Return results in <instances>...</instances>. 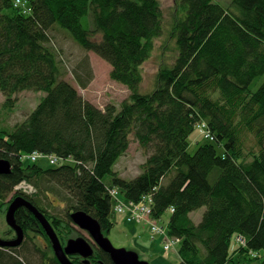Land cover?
<instances>
[{
  "label": "trees",
  "instance_id": "trees-1",
  "mask_svg": "<svg viewBox=\"0 0 264 264\" xmlns=\"http://www.w3.org/2000/svg\"><path fill=\"white\" fill-rule=\"evenodd\" d=\"M14 1L0 0L4 104L13 107V96L25 90L43 95L22 121L0 122V158L13 167L0 174L3 199L26 181L39 192L29 197L38 206V194L47 198L44 184L58 183L67 211L48 217L66 241L75 231L73 210L94 217L105 234L124 218L111 193L116 187L126 200L151 195L159 220L170 212L168 233L181 238L178 264H227L234 236L243 255L264 250V0H174L169 8L161 0H27L26 12ZM60 34L109 61L111 77L130 90L121 104L100 108L80 95L68 76L85 88L90 61L81 58L72 70L53 42ZM159 39L161 64L145 91L143 64ZM203 123L214 139L190 152L195 129L205 137ZM245 131L256 137L257 151H245ZM133 141L149 156L128 179L114 166ZM35 151L72 161L23 162ZM200 207L197 223L190 214ZM17 220L27 239L19 248L0 247V264H30L34 255L38 264H61L39 245L32 214L21 209ZM96 256L114 264L100 249Z\"/></svg>",
  "mask_w": 264,
  "mask_h": 264
},
{
  "label": "rangeland",
  "instance_id": "rangeland-1",
  "mask_svg": "<svg viewBox=\"0 0 264 264\" xmlns=\"http://www.w3.org/2000/svg\"><path fill=\"white\" fill-rule=\"evenodd\" d=\"M214 1L219 2L224 6H227L226 4L230 3V0ZM173 3L174 0H161V6H163V8L172 7ZM165 22L168 24L169 19H166ZM162 41V39L157 41V47L154 48L155 50L153 55L143 64L142 69L144 80L142 81L143 89L145 91L152 89L154 86V79L160 67L162 57V50L158 46ZM53 42L55 45H58L62 53L66 55L72 70L76 67L77 62H79L81 58L87 57V59L90 61L92 78L85 88L79 85L72 73L70 76H68V79L77 86L80 95H82L84 99L92 102L94 105H97L100 108H105L110 104L119 105L129 96L130 90L128 86L117 80H114L111 77L110 71L112 70V66L109 61L101 57L96 52L86 51L79 48L76 42H73L72 40H66V37L63 34L57 35L56 38L53 39ZM42 95L43 93L40 91H22L13 96L12 103L14 102V106L9 108L8 105L5 107L4 103L6 96L0 90V122H6L7 124L5 126H12L17 122L22 121L37 105ZM207 134L208 131L204 132L206 138H202V135H200V130L195 129L190 137L189 151L194 152L199 146V141H206L209 138ZM242 138L246 152L251 150V148L254 151L258 150L256 145V137L252 133L245 131L242 133ZM212 139H214V136H210V140ZM26 156L23 158L25 159V162L28 163L31 160ZM148 156L149 153L146 152V149L143 148L138 142L133 141L127 152L114 166V169L125 178H133L141 173L143 170L142 165ZM37 162L47 163V161L44 159H41ZM59 188H61V186L54 181H49L44 184V189L47 193L46 203L49 205H47L45 202L41 203V205L48 208L51 212L56 211L58 213L65 214L64 210L67 211V206L64 204L62 200L63 198L61 196V193L63 195L65 191L62 188V192L59 193L57 191ZM117 189L119 198L125 200L121 190L119 188ZM11 196L12 194L8 195L4 202L1 200L0 206L8 203ZM204 211L205 207H200V209L192 212L190 217H192V219L198 223L201 221ZM5 214V207L4 209L0 207V233L8 236L11 232L5 220ZM169 217L170 212L167 211L161 221V224L165 227L167 226ZM85 234L89 236L87 233ZM74 236L75 235L72 233L66 239V241ZM107 237L117 249L124 248L129 251H134L138 254L141 260L147 261L149 264H178L181 260L179 256V249L181 245H177L176 247L171 248V250H165L163 235L158 233L153 234L146 224L139 223L135 220H128L126 217L119 219L118 224L116 223ZM38 242L41 247L43 246V243L47 244V242L43 240L42 237L38 239ZM27 245L30 247V242L26 243V246ZM241 245L242 241L238 237L234 236L230 243V252L233 259L227 264H264V250L259 252L251 251L250 253H245V255H243L237 251ZM256 255L258 256L255 257ZM30 260H32L30 261V264H38V261L36 260L39 259L36 257V255H34L30 257Z\"/></svg>",
  "mask_w": 264,
  "mask_h": 264
},
{
  "label": "water",
  "instance_id": "water-1",
  "mask_svg": "<svg viewBox=\"0 0 264 264\" xmlns=\"http://www.w3.org/2000/svg\"><path fill=\"white\" fill-rule=\"evenodd\" d=\"M12 171L11 163L8 159L0 158V174L9 173ZM26 207L44 227L46 233L50 237L51 244L55 256L61 264H88L90 257L94 254V249L89 240L84 237L70 238L67 245L63 246L56 230L47 219V217L31 202L24 197H16L6 213V222L9 226L16 230V236L13 239H4L0 237V247H18L22 245L25 238L24 228L17 222L16 213L22 208ZM72 221L81 229L87 230L97 243V245L106 253H108L115 264H149V262L141 260L138 254L134 251H129L124 248H116L110 239L104 234L100 223L91 215L82 210L73 211L71 213ZM81 255L85 258L83 263L73 262L70 255Z\"/></svg>",
  "mask_w": 264,
  "mask_h": 264
},
{
  "label": "built area",
  "instance_id": "built-area-1",
  "mask_svg": "<svg viewBox=\"0 0 264 264\" xmlns=\"http://www.w3.org/2000/svg\"><path fill=\"white\" fill-rule=\"evenodd\" d=\"M16 6H19L20 9H23L25 12L31 10V6L27 2V0H15L13 2ZM205 129L203 132L208 131L207 136H213L212 132L209 131V126L207 123L202 124ZM33 162H37L41 159L46 160L48 163L51 164H59L61 161L67 162L72 161L70 157L64 159L61 157H58L56 155H50V154H44L39 151H35L31 154H28L26 156ZM20 187L25 190H30L32 187L30 184H27L26 182H21ZM111 193L113 197L117 200L116 204V212L118 214H124L123 217H126L128 220H135L139 223L146 224L151 232L153 234H160L164 236V248L165 250H171V248L176 247L177 245L181 244V238L178 237H172L169 235L167 226L161 224L162 220H159L153 216V207H152V196L151 195H145L142 197L139 201L134 200H122L119 198L118 189L115 187L111 189Z\"/></svg>",
  "mask_w": 264,
  "mask_h": 264
},
{
  "label": "flooded vegetation",
  "instance_id": "flooded-vegetation-1",
  "mask_svg": "<svg viewBox=\"0 0 264 264\" xmlns=\"http://www.w3.org/2000/svg\"><path fill=\"white\" fill-rule=\"evenodd\" d=\"M23 157H25V155H23V156H21V159H23V162L25 161V159L23 158ZM11 166H12V164H11ZM12 169H13V167H12ZM24 182V181H23ZM26 182V181H25ZM26 183H29V182H26ZM21 184V183H20ZM20 184H18L15 188H14V190L12 191V193H9V195L10 194H12V196H11V198H10V200L8 201V203H6V204H3V205H1L0 207L1 208H3L4 209V207H5V213H7V210H8V208H9V205L11 204V202L16 198V197H19V196H21V197H24L26 200H28L29 202H31L32 204H34L33 202H32V200L29 198V197H32L34 194H36V193H39L38 192V190H37V188H35L33 185H31L30 183V185H31V189L29 190H25V189H23V188H21L20 187ZM37 197L38 198H40L41 199V203H43V202H45L46 203V197H42V196H40L39 194L37 195ZM2 200V202H4L5 201V198L3 199L1 196H0V201ZM0 204H1V202H0ZM47 204V203H46ZM64 204L67 206V204L64 202ZM35 206H37L36 204H34ZM37 208L47 217V219L51 222V224L54 226V228H55V230H56V232H57V234H58V236H59V238H60V240H61V242H62V244H63V246L65 245H67V242H68V240L70 239H68L67 241H63V238H62V236H60L59 235V230L57 229V228H59L58 226H56L55 227V225H54V223H53V219H50L49 217H48V208H46V207H44L43 205H38L37 206ZM23 210V211H25L26 213H30V214H32V216H33V218H35L36 219V223H34V224H32L31 225V228L36 232V233H38L39 235L40 234H44V229H43V227H42V225H41V223H40V221L36 218V216L33 214V212L32 211H30L28 208H26V207H22V208H20L18 211H17V213H16V218H17V215H18V212L20 211V210ZM73 211H77V210H73ZM73 211L71 212V213H73ZM72 219V218H71ZM5 220H6V214H5ZM17 222H18V220H17ZM7 223V222H6ZM19 223V222H18ZM20 224V223H19ZM8 225V224H7ZM73 225H74V227H75V231L73 232V234L76 236V237H80V236H84V237H86L88 240H89V242L91 243V245H92V247H93V249H94V254H93V256L92 257H90V259H89V263L88 264H95V263H97V264H99L100 262H99V258L96 256V253H97V251L100 249V250H102L98 245H97V243L95 242V240L93 239V237L90 235V233L89 232H87L86 230L84 231V229H81L79 226H77L75 223H73ZM9 226V225H8ZM9 230H10V235H3V234H1L0 233V237H2V238H4V239H13V238H15V236H16V234H15V232H13V230H12V228H11V226H9ZM24 232H25V238H24V241L22 242V245L24 244V242L26 241V239H27V233H26V230L24 229ZM9 233V232H8ZM85 233H87L89 236H87ZM38 234H37V236H38ZM105 234V233H104ZM106 236L108 235V234H105ZM44 236V235H43ZM43 236H41L42 238H43V240H45V237H43ZM71 237V238H76V237ZM45 244V243H44ZM22 245H20V246H18V247H15V248H19V247H22ZM3 248H5V247H3ZM45 249H49L50 251H51V253H52V255L54 256L55 255V253H54V251H53V248H52V244H51V242L50 243H48V244H46V246L44 247ZM103 251V250H102ZM104 252V251H103ZM106 253V252H105ZM75 256H77L78 258H79V260H77L78 262H76V263H83V261L85 260V258L83 257V256H81V255H70L69 256V258L72 260V257H75ZM56 257V256H55ZM109 257L111 258V256L109 255ZM57 258V257H56ZM111 260H112V258H111ZM113 261V260H112ZM114 263V262H113ZM115 264V263H114Z\"/></svg>",
  "mask_w": 264,
  "mask_h": 264
},
{
  "label": "bare ground",
  "instance_id": "bare-ground-1",
  "mask_svg": "<svg viewBox=\"0 0 264 264\" xmlns=\"http://www.w3.org/2000/svg\"><path fill=\"white\" fill-rule=\"evenodd\" d=\"M51 223V222H50ZM42 225V224H41ZM22 226V225H21ZM53 226V225H52ZM101 226V225H100ZM43 227V226H42ZM54 227V226H53ZM12 228V227H11ZM43 229H44V227H43ZM55 229V228H54ZM101 229H102V227H101ZM12 230H13V232H15V234H16V230L14 229V228H12ZM44 231H45V229H44ZM87 231V230H86ZM103 231V230H102ZM88 232V231H87ZM36 234V237H37V240L41 237V236H43V237H45V241L47 242V244L48 243H50L51 242V240H50V237L48 236V234L46 233V231L44 232V234L42 235V234H38V233H35ZM37 234H38V236H37ZM91 235V234H90ZM92 236V235H91ZM39 243V242H38ZM40 245V244H39ZM41 246V245H40ZM46 246V244H44L43 243V248Z\"/></svg>",
  "mask_w": 264,
  "mask_h": 264
},
{
  "label": "crops",
  "instance_id": "crops-1",
  "mask_svg": "<svg viewBox=\"0 0 264 264\" xmlns=\"http://www.w3.org/2000/svg\"><path fill=\"white\" fill-rule=\"evenodd\" d=\"M123 219V218H122Z\"/></svg>",
  "mask_w": 264,
  "mask_h": 264
}]
</instances>
